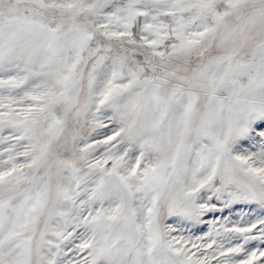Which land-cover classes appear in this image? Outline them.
<instances>
[{"label":"snow or ice","instance_id":"obj_1","mask_svg":"<svg viewBox=\"0 0 264 264\" xmlns=\"http://www.w3.org/2000/svg\"><path fill=\"white\" fill-rule=\"evenodd\" d=\"M0 264H264V0H0Z\"/></svg>","mask_w":264,"mask_h":264}]
</instances>
